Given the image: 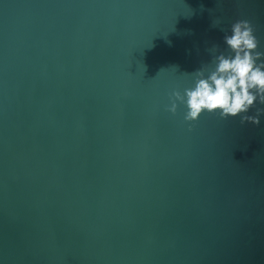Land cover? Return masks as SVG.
<instances>
[{
	"label": "water",
	"instance_id": "95a60500",
	"mask_svg": "<svg viewBox=\"0 0 264 264\" xmlns=\"http://www.w3.org/2000/svg\"><path fill=\"white\" fill-rule=\"evenodd\" d=\"M241 19L264 51V0H0V264H264V115L167 111Z\"/></svg>",
	"mask_w": 264,
	"mask_h": 264
},
{
	"label": "clouds",
	"instance_id": "9594fccd",
	"mask_svg": "<svg viewBox=\"0 0 264 264\" xmlns=\"http://www.w3.org/2000/svg\"><path fill=\"white\" fill-rule=\"evenodd\" d=\"M218 24L216 21L212 26ZM223 44L228 55L213 46L210 64L191 74L193 86L184 89L183 94L171 93L167 111L174 115L178 104L182 105L184 121L189 125L204 113L259 125L264 108H256L255 115L248 113L257 103L264 105V51L259 50L260 41L251 21L241 19L232 23Z\"/></svg>",
	"mask_w": 264,
	"mask_h": 264
}]
</instances>
